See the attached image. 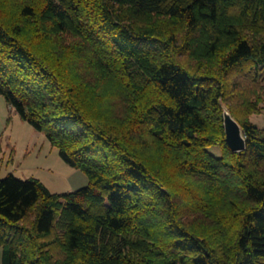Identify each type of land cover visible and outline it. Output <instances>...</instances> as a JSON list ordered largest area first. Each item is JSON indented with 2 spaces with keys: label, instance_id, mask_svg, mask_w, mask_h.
<instances>
[{
  "label": "trees",
  "instance_id": "obj_1",
  "mask_svg": "<svg viewBox=\"0 0 264 264\" xmlns=\"http://www.w3.org/2000/svg\"><path fill=\"white\" fill-rule=\"evenodd\" d=\"M262 82L264 0H0V95L89 180L0 179L2 264H264Z\"/></svg>",
  "mask_w": 264,
  "mask_h": 264
},
{
  "label": "rangeland",
  "instance_id": "obj_2",
  "mask_svg": "<svg viewBox=\"0 0 264 264\" xmlns=\"http://www.w3.org/2000/svg\"><path fill=\"white\" fill-rule=\"evenodd\" d=\"M234 77L241 83L243 90L256 85L251 75ZM258 85L260 88L264 82ZM261 106L263 110L252 115L251 121L264 129V103ZM209 150L217 157L222 156L219 147ZM9 175L23 180L38 179L57 194L75 192L89 184L86 174L68 165L46 135L23 120L0 95V179ZM2 254L3 249L0 247V264Z\"/></svg>",
  "mask_w": 264,
  "mask_h": 264
},
{
  "label": "water",
  "instance_id": "obj_3",
  "mask_svg": "<svg viewBox=\"0 0 264 264\" xmlns=\"http://www.w3.org/2000/svg\"><path fill=\"white\" fill-rule=\"evenodd\" d=\"M224 128L227 136V143L231 150L235 153L246 151L247 139L244 135L242 126L227 108L224 110Z\"/></svg>",
  "mask_w": 264,
  "mask_h": 264
}]
</instances>
